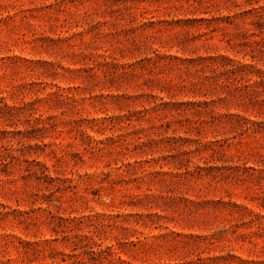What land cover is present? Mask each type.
Returning <instances> with one entry per match:
<instances>
[{
    "label": "rangeland",
    "instance_id": "1",
    "mask_svg": "<svg viewBox=\"0 0 264 264\" xmlns=\"http://www.w3.org/2000/svg\"><path fill=\"white\" fill-rule=\"evenodd\" d=\"M0 264H264V0H0Z\"/></svg>",
    "mask_w": 264,
    "mask_h": 264
}]
</instances>
